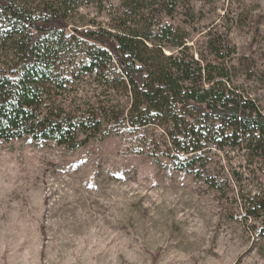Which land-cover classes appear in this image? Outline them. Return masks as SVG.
Here are the masks:
<instances>
[{
    "label": "rangeland",
    "instance_id": "374dc122",
    "mask_svg": "<svg viewBox=\"0 0 264 264\" xmlns=\"http://www.w3.org/2000/svg\"><path fill=\"white\" fill-rule=\"evenodd\" d=\"M153 3L136 14L116 0H83L76 25L109 27L126 13L133 26L144 15L140 29L171 25L175 43H186L185 54L196 59L193 45L218 33L236 49L233 83L264 115V0H176L170 16ZM210 155V176L198 178L116 137L75 152L28 139L1 142L0 264H264L236 201L264 174L239 169V152V174Z\"/></svg>",
    "mask_w": 264,
    "mask_h": 264
},
{
    "label": "trees",
    "instance_id": "16d2710c",
    "mask_svg": "<svg viewBox=\"0 0 264 264\" xmlns=\"http://www.w3.org/2000/svg\"><path fill=\"white\" fill-rule=\"evenodd\" d=\"M116 1L136 14L147 2ZM151 1L161 15L173 13L176 0ZM82 4L0 0V143L28 139L75 152L116 137L198 178L210 176L212 153L233 174L235 152L243 154L239 169L264 174V115L233 83L229 40L207 33L193 45L196 59L175 43L171 25L140 29L144 15L133 26L126 13L109 27L77 26ZM171 47L181 50L168 54ZM246 192L236 201L264 259V182Z\"/></svg>",
    "mask_w": 264,
    "mask_h": 264
}]
</instances>
